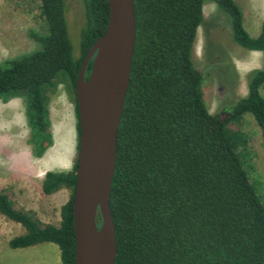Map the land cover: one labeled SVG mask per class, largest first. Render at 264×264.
<instances>
[{
	"label": "trees",
	"instance_id": "obj_1",
	"mask_svg": "<svg viewBox=\"0 0 264 264\" xmlns=\"http://www.w3.org/2000/svg\"><path fill=\"white\" fill-rule=\"evenodd\" d=\"M82 1L80 58L73 56L66 0H40L46 30L32 33L37 49L0 62V100L24 99L28 144L36 158L54 145L51 93L62 82L75 92L85 57L107 28L108 1ZM206 3L229 17L240 47L264 52V21L260 35L252 37L235 0H135L136 46L110 201L118 238L115 264H264V205L238 153L240 136L228 129L229 122L251 115L264 149V69L249 74L245 97L223 108L227 120L207 110L205 77L193 60ZM76 172L77 166L51 171L43 182L45 195L72 191L61 208L60 227L43 225L0 193V212L27 232L10 241L12 249L53 243L61 264H74Z\"/></svg>",
	"mask_w": 264,
	"mask_h": 264
},
{
	"label": "rangeland",
	"instance_id": "obj_2",
	"mask_svg": "<svg viewBox=\"0 0 264 264\" xmlns=\"http://www.w3.org/2000/svg\"><path fill=\"white\" fill-rule=\"evenodd\" d=\"M235 1L247 17L250 16L251 8L264 7V0ZM66 7L73 56L78 59L81 56L82 30L85 26L84 4L82 0H66ZM204 13L205 23L198 30L193 60L197 70L205 77L202 89L207 110L227 120L228 114L223 108L247 95L248 76L254 70L264 69V53L240 47L233 40L229 17L214 3H206ZM247 22L249 23V18ZM246 27L251 33L259 32L261 29L259 22L253 27L249 24ZM45 30V23L40 16V0H0V62L37 49L38 43L32 37V33L44 34ZM262 94L264 96V87H262ZM75 97L72 86L67 82L59 83L55 91L51 93L49 109L54 145L41 159L30 155L32 147L28 144L30 129L25 117L24 99L17 98L11 101L13 105L7 108L13 106L15 114L10 120L7 116L11 113H4L6 105L0 101V137L14 149L18 148L19 144L22 149H25L27 166L33 164L35 168H43L40 179L44 178L48 168L54 172H70L74 171L78 164L80 136ZM16 122L17 125H15ZM228 129L231 135L240 136L236 144L238 153L245 162L251 182L256 187L264 205V149L261 130L251 115L229 122ZM71 148L75 150L73 167L69 171H57V169L68 170L69 166L63 165L60 159L65 156L64 153L69 156ZM7 159L3 158L0 166L10 165L6 168L10 169L11 164L7 162ZM21 175L22 180L28 182L36 180L33 187L28 189L23 186L21 191L24 194L27 190L33 192L29 194L27 198L29 201L25 204L29 211H24L36 217L43 225L60 227L61 208L66 200H70L72 191L67 189L64 202L58 200L61 195L49 200L44 196L37 178L32 177L30 172H26L25 176ZM10 193L15 196L14 193ZM16 198L15 196L14 199ZM15 202L14 207L19 209L18 202ZM3 216L5 215L0 212V264H61V251L53 243H42L25 249H12L9 245L10 241L27 232L21 224Z\"/></svg>",
	"mask_w": 264,
	"mask_h": 264
},
{
	"label": "water",
	"instance_id": "obj_3",
	"mask_svg": "<svg viewBox=\"0 0 264 264\" xmlns=\"http://www.w3.org/2000/svg\"><path fill=\"white\" fill-rule=\"evenodd\" d=\"M107 1L106 31L86 55L75 87L80 143L73 201L74 264H115L118 256L110 201L137 25L135 0Z\"/></svg>",
	"mask_w": 264,
	"mask_h": 264
},
{
	"label": "crops",
	"instance_id": "obj_4",
	"mask_svg": "<svg viewBox=\"0 0 264 264\" xmlns=\"http://www.w3.org/2000/svg\"><path fill=\"white\" fill-rule=\"evenodd\" d=\"M256 6V5H255ZM242 10V9H241ZM243 12V17H244V26L247 30V32L252 36V37H258L261 33V29L259 32H255L251 33L248 29H247V24H249V26L253 27L256 24H260L261 28H262V24L264 21V7L260 6V7H253L250 9V16L247 17L246 13L244 11ZM249 18V23L247 22ZM247 22V24H246ZM264 53V52H263ZM261 93H262V88H261ZM248 94V91H247ZM263 95V94H262ZM17 98H14L11 101H15ZM2 103H4L2 100H0ZM9 102L5 103L4 105H6V110L4 113H8L10 112L11 114H8V118L9 120L13 118L14 113V109L11 108H7L10 105H13L12 102L11 104H9ZM18 117V115L16 116V118ZM7 118V119H8ZM10 122V121H9ZM17 125V122L16 124ZM8 144V145H7ZM5 151H7L5 154ZM47 153V152H46ZM45 153V154H46ZM30 155H32L30 153ZM65 156L61 157L60 161L63 165H68V170H58L57 171H69V169H71L73 167V163L75 160V150L73 148H71V150L69 151V156H66V154L64 153ZM6 156V157H5ZM45 156V155H44ZM33 157V155H32ZM3 158L7 159V162L11 164V168L10 169H6L8 168L10 165L7 166H0V191L4 192L7 194V196L10 198V200L12 201L13 205L14 203H16L15 201L18 202V207L19 209L26 210L29 211V209L27 207H25L26 201H29V199H27L29 197V194H31L32 190H27L24 193H21V191L23 190V186L27 187L29 189V187H33L34 186V181L32 182H28L27 180H22L20 179V175L23 174V176H25V173H31L32 177L37 178V181L40 182L39 186H43V182L45 180V176L43 179H40L41 176V172L43 171L42 167H37L35 168V166L32 165H28L27 166V162L25 163V159H27L26 153H25V149H22V147H20V144L18 146V148L14 149L12 147L11 144L5 142V140H3L0 137V162L3 161ZM36 158V157H33ZM41 159V158H40ZM39 159V160H40ZM51 172V169L48 168L46 173ZM22 176V175H21ZM29 180V179H28ZM27 183V184H26ZM32 183V184H31ZM40 186V187H41ZM43 191V190H42ZM14 193L15 196L17 197L16 199L15 196H12L11 193ZM33 193V192H32ZM67 189H63L55 194L52 195H45L47 198H49V200L51 199H56V197L58 195H61L60 198L58 199L61 202L65 201V196L67 195ZM70 200H66L63 203V206L66 205ZM62 206V207H63ZM51 209V208H49ZM34 212H36L35 210H32ZM5 217V216H3Z\"/></svg>",
	"mask_w": 264,
	"mask_h": 264
},
{
	"label": "bare ground",
	"instance_id": "obj_5",
	"mask_svg": "<svg viewBox=\"0 0 264 264\" xmlns=\"http://www.w3.org/2000/svg\"><path fill=\"white\" fill-rule=\"evenodd\" d=\"M61 131V130H60ZM59 136V135H58Z\"/></svg>",
	"mask_w": 264,
	"mask_h": 264
}]
</instances>
